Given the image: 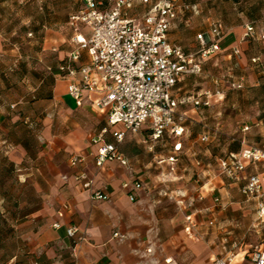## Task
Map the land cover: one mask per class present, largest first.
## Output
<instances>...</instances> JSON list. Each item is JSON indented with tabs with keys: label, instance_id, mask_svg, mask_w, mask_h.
I'll return each instance as SVG.
<instances>
[{
	"label": "rangeland",
	"instance_id": "rangeland-1",
	"mask_svg": "<svg viewBox=\"0 0 264 264\" xmlns=\"http://www.w3.org/2000/svg\"><path fill=\"white\" fill-rule=\"evenodd\" d=\"M187 2L197 4V9L188 10L183 18L177 20L169 36L172 42L180 45L186 53H194L199 46L196 35L206 30L210 21L220 20L226 32L230 31V36L237 38L244 54L230 58L219 52L202 64L200 73L187 75L180 82V95L210 91L212 97L210 106H203L197 113H188L190 131L175 170H171L169 161L155 162L160 157H154L148 144L137 140L141 134L127 137L121 146L130 156L145 163L151 162L152 176L161 173L163 167L166 170L169 168L170 173L158 179L167 184L158 185L166 193L163 190L158 193L159 189L156 196L168 200L173 216L182 212L177 203V198L182 197L181 188L188 190L187 196L196 195L197 187L203 180V175L198 173L201 167L209 168L215 176L220 170L218 159L236 148L244 137L251 144L264 146V39H257L263 38L264 33V0ZM82 6L81 0H0V110L8 113L9 118L28 121L27 127L8 126L9 140L0 143V197L5 195L0 202V264L27 260L29 237L40 225L35 217L36 211L25 214L43 205L33 185L35 175L26 176V173L31 172L30 167L37 162V152L46 144L38 138L43 119L57 120L59 117L54 110V100L49 96L61 77L52 72L72 50L69 40L74 30L68 23L69 16L77 13ZM248 23L254 26V36L242 40ZM90 31L86 26L83 33L88 35ZM239 81L243 82V86L234 87L233 83ZM217 90L224 92L221 99L219 95H214ZM67 102L74 104L75 100L68 96ZM185 108L190 110L191 105ZM246 124L251 127L244 132L242 127ZM204 130L211 135V141L207 143L200 142L198 138ZM21 137L29 145L24 162L29 170L22 172L16 170L8 157L1 153L11 141ZM156 145L157 153L168 154L164 142ZM197 160L202 164H198ZM198 179H201L200 182ZM147 181H150L149 186L155 182L151 178ZM231 193V199L241 204L240 207L235 205V209L228 208L231 222H223L222 227L202 225L196 228L205 244L204 264H209L213 253L220 255L223 252L225 255V250H229L233 242H238L237 249L242 247L250 251L264 242V227L252 225L255 210L244 204L237 189ZM193 203L196 204L195 200ZM209 203V200L205 202ZM187 204L190 208L193 206L191 201ZM257 228L261 229V233L256 232Z\"/></svg>",
	"mask_w": 264,
	"mask_h": 264
},
{
	"label": "crops",
	"instance_id": "crops-1",
	"mask_svg": "<svg viewBox=\"0 0 264 264\" xmlns=\"http://www.w3.org/2000/svg\"><path fill=\"white\" fill-rule=\"evenodd\" d=\"M230 34V31L226 32L222 39L220 53H225V56L231 58L234 50L238 48L240 54L234 56L241 57L244 50L237 43V38ZM246 39L249 38L244 37L242 40ZM87 59V53L83 52L80 61ZM67 83V79L61 78L52 88L51 98L59 117L57 120H51L49 117L43 119L38 138L46 144L37 152V162L30 167L31 172L29 167L24 165L29 145L22 137L20 140L11 141L1 150L16 170H29L26 176L35 175L33 185L43 201L42 207L35 213L40 225L29 237V258L16 264H165V259L170 256L181 264H204L205 244L197 229L202 225L211 228L218 225L222 227L223 222H231L228 208L241 206L240 202L231 199V191L237 189L244 204L255 210V200H247L241 193L244 180L234 182L222 176L220 170L213 176L209 168L201 167V173H198L203 175V180H197H201V184L197 187L196 195L187 196L188 190L181 188L182 197L177 198V203L182 212L173 216L167 205L168 200L156 196V191L160 189L158 185L163 183L158 179L169 174V168L166 170L162 166L163 171L152 176L149 168L151 162H142L143 160L130 156L121 148L127 137L141 134L137 140L147 143L154 157L166 159L173 149L171 138L166 137L159 141L167 146L168 154L163 156L156 152V144L159 142H152L150 132L144 126L138 132L128 134L120 146L122 153L129 158V166H123L117 161H108L104 166L98 167L95 155L100 142L95 141L102 129L108 125L107 115L88 106H77L76 102L68 103L67 98L70 95L67 92ZM11 106L15 107L14 104ZM10 111L8 108L9 113ZM7 115L8 113L4 114L0 110V143L9 140L8 126H28L26 119L18 120L17 117L9 118ZM106 138L108 141L113 140L111 134H107ZM185 140L186 138L184 147ZM76 154L85 157L82 164L71 163L72 156ZM160 159L155 162L161 164ZM197 163L202 164L199 160ZM261 170L249 166L247 173ZM81 172H85L94 180L93 190L108 195L107 199H94L90 191L81 187L75 178ZM148 178L155 181L154 184L151 182V186ZM136 180L142 182L140 188H124V183H129L132 187ZM162 190L158 193L161 194L164 191ZM130 193L134 195V199L130 197ZM216 196L226 204V209L222 210L215 205ZM3 200L0 197V202ZM194 200L196 204L193 203ZM208 200L210 203L205 204ZM189 201L193 205L191 208L187 204ZM210 220L214 221L213 225ZM56 223L60 226L56 227ZM252 225L264 227L263 222L257 221L255 212ZM70 226L78 227L76 235H68L67 229ZM260 230L257 228L256 232L261 233ZM224 240L226 241L227 237ZM231 250L232 244L229 250H225V255L223 252L220 255L213 253L209 264L216 257L226 256ZM251 253L248 248L236 249L233 261L237 264H251Z\"/></svg>",
	"mask_w": 264,
	"mask_h": 264
},
{
	"label": "built area",
	"instance_id": "built-area-1",
	"mask_svg": "<svg viewBox=\"0 0 264 264\" xmlns=\"http://www.w3.org/2000/svg\"><path fill=\"white\" fill-rule=\"evenodd\" d=\"M81 2L82 8L71 15L74 33L69 43L72 50L69 62L61 69L67 71L62 79L68 80L67 92L77 106H88L107 115L108 125L95 141L100 142L96 165L102 167L108 161H117L129 166V158L120 146L128 134L145 126L153 143L171 138L172 153L159 162L169 161L171 170H175L184 149V139L190 131L188 113H197L203 106H210L212 97L210 91L180 95L178 86L185 76L200 73L202 64L222 50L221 41L226 35L224 24L220 20L210 21L208 28L196 35L197 51L186 53L180 45L173 44L169 36L175 21L186 11L196 10V5L182 0ZM86 26L91 30L88 35L83 33ZM254 32V26L246 24L245 37L254 36ZM83 52L88 59L81 62ZM239 54L236 48L234 55ZM233 86L241 88L243 82H234ZM214 95L221 99L224 92L217 90ZM188 104L190 110L185 108ZM250 127L246 124L242 130L246 132ZM107 134H111L112 141L107 140ZM198 138L207 143L211 141L210 132L204 130ZM70 161L73 165L82 164L85 157L76 154ZM218 164L226 178L234 182L244 180L241 193L247 200H255L256 219L264 223V146L251 144L244 137L240 150L219 158ZM249 166L262 170L247 173ZM75 178L84 190L91 192L92 198L107 199L108 195L93 190L94 180L85 172ZM141 186L140 180L134 181L132 187L124 183L128 190ZM130 197L134 199L131 193ZM214 202L218 208L226 209L219 196L214 197ZM210 224L214 221L210 220ZM55 226L60 225L56 223ZM77 232V226L67 229L69 236ZM237 248L238 242H233L229 254L216 257L210 264H237L233 261ZM250 260L251 264H264V242L252 251ZM165 264L179 263L170 256Z\"/></svg>",
	"mask_w": 264,
	"mask_h": 264
},
{
	"label": "trees",
	"instance_id": "trees-1",
	"mask_svg": "<svg viewBox=\"0 0 264 264\" xmlns=\"http://www.w3.org/2000/svg\"><path fill=\"white\" fill-rule=\"evenodd\" d=\"M186 4H189V5H197V4H191V3H189V2H187V0H183ZM187 12V11H186ZM72 15V14H71ZM71 15L69 16V24L72 26V28H74V26L72 25V23H71ZM215 56V55H214ZM213 58V57H212ZM208 60V59H207ZM69 62V57L67 56V58L66 59H64L59 65H58V67L57 68H55V70L52 72L53 73V75H56V76H58V77H64L66 74H67V71H65V70H62L61 69V67L62 66H64V65H66L67 63ZM49 97H51V95L49 96ZM206 107V106H205ZM201 109V108H200ZM189 126H190V124H189ZM241 142H242V139L241 140H239V142H238V146L236 147V148H234L232 151H230L227 155H225L224 157H226V156H228L230 153H233V152H237V151H239L240 150V148H241ZM221 158H223V157H221ZM12 166L15 168V166H14V164L12 163ZM2 194V193H1ZM3 199H5V195H3V197H2ZM39 209V207H37V208H35L34 210H31V211H27L25 214L26 215H28V214H30L31 212H33V211H37Z\"/></svg>",
	"mask_w": 264,
	"mask_h": 264
}]
</instances>
